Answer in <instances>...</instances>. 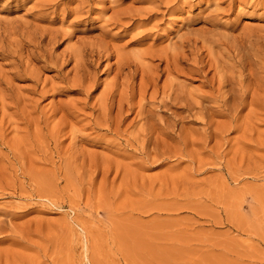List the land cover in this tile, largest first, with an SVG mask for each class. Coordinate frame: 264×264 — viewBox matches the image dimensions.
Wrapping results in <instances>:
<instances>
[{
	"label": "rangeland",
	"instance_id": "1",
	"mask_svg": "<svg viewBox=\"0 0 264 264\" xmlns=\"http://www.w3.org/2000/svg\"><path fill=\"white\" fill-rule=\"evenodd\" d=\"M0 224V264H264V0H0Z\"/></svg>",
	"mask_w": 264,
	"mask_h": 264
},
{
	"label": "bare ground",
	"instance_id": "2",
	"mask_svg": "<svg viewBox=\"0 0 264 264\" xmlns=\"http://www.w3.org/2000/svg\"><path fill=\"white\" fill-rule=\"evenodd\" d=\"M81 54V53H80ZM80 54H78V56H76L77 58H76V60L79 58L80 60L82 59V61H83V56H80ZM82 55V54H81ZM84 55V54H83ZM90 55V54H89ZM87 56V55H86ZM82 57V58H81ZM91 58V57H90ZM98 58V57H97ZM99 58H100V56H99ZM79 59H78V61H79ZM84 62V61H83ZM87 63V62H86ZM85 64V63H84ZM83 65V64H82ZM82 67H84V65L82 66ZM222 76V75H221ZM79 80V79H78ZM80 81V80H79ZM82 82H83V80H82ZM85 82V81H84ZM80 83V82H79ZM86 83V82H85ZM112 88V87H111ZM109 94V93H108ZM110 95V94H109ZM106 96H108L107 94H106ZM110 97V96H109ZM111 98H114V96L113 97H111ZM107 99V98H106ZM106 99H105V102H106ZM112 100V99H111ZM109 101V100H108ZM113 101V100H112ZM120 104H122V103H120ZM122 106V105H121ZM130 106V105H129ZM153 129V128H152ZM150 130L151 132L154 130ZM149 132V131H148ZM150 134V133H149ZM156 142H157V140H156ZM3 224V223H2ZM0 226H1V224H0ZM2 229V228H1ZM0 229V230H1ZM1 231H3V230H1ZM1 235H2V232L0 233ZM1 262V261H0ZM6 262V261H5Z\"/></svg>",
	"mask_w": 264,
	"mask_h": 264
}]
</instances>
